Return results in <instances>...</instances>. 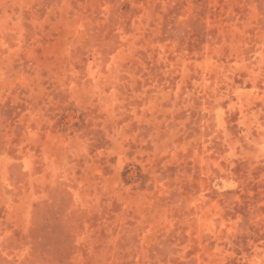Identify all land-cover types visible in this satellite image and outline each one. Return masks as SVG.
Listing matches in <instances>:
<instances>
[{
    "label": "rangeland",
    "instance_id": "rangeland-1",
    "mask_svg": "<svg viewBox=\"0 0 264 264\" xmlns=\"http://www.w3.org/2000/svg\"><path fill=\"white\" fill-rule=\"evenodd\" d=\"M0 264H264V0H0Z\"/></svg>",
    "mask_w": 264,
    "mask_h": 264
}]
</instances>
